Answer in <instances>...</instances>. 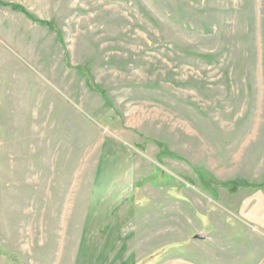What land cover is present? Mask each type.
Instances as JSON below:
<instances>
[{
	"label": "rangeland",
	"instance_id": "obj_1",
	"mask_svg": "<svg viewBox=\"0 0 264 264\" xmlns=\"http://www.w3.org/2000/svg\"><path fill=\"white\" fill-rule=\"evenodd\" d=\"M0 264H264V0H0Z\"/></svg>",
	"mask_w": 264,
	"mask_h": 264
},
{
	"label": "water",
	"instance_id": "obj_2",
	"mask_svg": "<svg viewBox=\"0 0 264 264\" xmlns=\"http://www.w3.org/2000/svg\"><path fill=\"white\" fill-rule=\"evenodd\" d=\"M194 239H197V240H204L205 239V236L204 235H196L194 236Z\"/></svg>",
	"mask_w": 264,
	"mask_h": 264
}]
</instances>
